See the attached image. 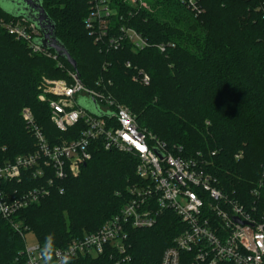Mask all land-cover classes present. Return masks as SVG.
<instances>
[{"label": "trees", "instance_id": "1", "mask_svg": "<svg viewBox=\"0 0 264 264\" xmlns=\"http://www.w3.org/2000/svg\"><path fill=\"white\" fill-rule=\"evenodd\" d=\"M145 1L151 12L112 0L119 17L126 15L128 26L150 43L142 51L129 43L117 51L95 43L85 27L89 0H43V5L87 87L94 89L93 82L101 79L113 82L111 93L130 106L141 128L167 145L176 143L186 158L201 154L225 193L263 213L264 0H203L204 12L198 16L185 0ZM0 17L16 19L2 8ZM162 44L168 46L165 53L156 48ZM136 68L149 75L148 86L133 80ZM45 77L65 79L66 73L55 61L32 55L25 42L0 31V165L35 150L20 115L26 107L48 138L61 135L50 122L48 106L38 101ZM136 168L131 155L98 150L79 178L61 183L63 194L53 193L15 220L33 232L52 260L56 249L98 231L120 213L130 199L129 188L138 182ZM158 222L151 229L129 231L128 264H161L165 250L185 229L173 212ZM25 245L10 222L0 218V264H20L16 260L22 262ZM191 260V254L182 253L181 264ZM70 264L112 260L109 254Z\"/></svg>", "mask_w": 264, "mask_h": 264}, {"label": "built area", "instance_id": "2", "mask_svg": "<svg viewBox=\"0 0 264 264\" xmlns=\"http://www.w3.org/2000/svg\"><path fill=\"white\" fill-rule=\"evenodd\" d=\"M202 2L185 0V6L198 16L204 12ZM124 3L133 10L148 7L145 0ZM89 9L85 27L95 43L108 51H117L125 43L135 51L150 47L128 26L126 15L119 17L112 0H89ZM0 31L25 42L32 55L55 61L66 73L65 79L45 77L38 87V101L48 106L50 122L61 135L48 138L33 111L26 107L21 117L35 140V150L0 165V218L8 220L26 244L20 253L22 262L18 258L17 263L70 264L80 258L110 254L112 264H128L132 261L129 231L151 229L164 213L173 212L185 229L165 250L161 264H181L182 253L192 255L190 264H264V212L259 214L256 207L249 209L226 195L200 155L181 157L176 152L182 147L170 150L164 141L141 128L131 110L108 92L103 79L94 89L87 87L78 72L66 68L55 52L39 45L43 34L34 23L24 17H0ZM167 47L156 46L161 53ZM126 67L132 69L131 63ZM135 72V82L150 84L147 73L137 68ZM93 100L109 116L99 117L80 105L81 101L90 104ZM98 150L133 156L138 182L129 188L130 199L118 215L98 231L56 249L49 260L37 240L27 243L30 230L15 220L17 214L40 205L57 191L63 194L61 183L89 163Z\"/></svg>", "mask_w": 264, "mask_h": 264}, {"label": "water", "instance_id": "3", "mask_svg": "<svg viewBox=\"0 0 264 264\" xmlns=\"http://www.w3.org/2000/svg\"><path fill=\"white\" fill-rule=\"evenodd\" d=\"M1 4L2 7L0 8L14 18L24 17L29 22L34 23L43 34V38L38 41L39 45L48 51H54L78 72V63L56 36L57 26L44 9L43 0H1ZM80 105L99 117L109 116V114L106 115L100 111L97 102L94 100L90 104L81 101ZM84 167H87V164Z\"/></svg>", "mask_w": 264, "mask_h": 264}, {"label": "rangeland", "instance_id": "4", "mask_svg": "<svg viewBox=\"0 0 264 264\" xmlns=\"http://www.w3.org/2000/svg\"><path fill=\"white\" fill-rule=\"evenodd\" d=\"M0 7H2V4H1V0H0ZM147 10L148 11H150L151 12V8H150V5L148 4V7H147ZM69 65V64H68ZM73 69V68H72ZM74 70V69H73ZM48 79H50V78H48ZM52 80H54V79H52ZM97 81V80H96ZM93 82V84H94V87H97L96 85H97V83H98V81L97 82ZM93 84H92V86H93ZM105 84L108 86V92L110 93V94H112L111 92H112V88L114 87V85H113V82H111V81H109L108 83H106L105 82ZM113 95V94H112ZM115 99H116V97L115 96H113ZM116 101L120 104V105H122V106H124V107H126V108H128L129 110H131V108H130V106L128 105V104H126L125 102H122V101H120L119 99L117 100L116 99ZM132 112V111H131ZM20 115H21V113H20ZM136 116V118H137V120H138V117H137V115H135ZM143 129H145V128H143ZM147 130V129H146ZM152 133V132H151ZM153 134V133H152ZM154 135V134H153ZM156 136V135H155ZM156 137H158V136H156ZM176 143H173V146L171 145H168L170 148V150H174L175 151V148H180V146H176L175 145ZM179 156H181V157H184L183 156V151H181V152H176ZM29 154V153H28ZM176 154V155H177ZM25 155H27V154H25ZM201 157H202V159H203V156L201 155V154H199ZM21 156V155H20ZM238 159V158H237ZM87 165H88V163H87ZM84 167V166H83ZM82 167V168H83ZM212 165L211 164H209V172L216 178V176L213 174V172H212ZM82 168H80L79 169V171L76 173V174H74L73 176H72V178H79L81 175H82ZM70 178V177H69ZM67 180V179H66ZM218 186L220 187V183H218ZM221 189V188H220ZM223 189V188H222ZM221 189V190H222ZM223 191V190H222ZM226 195H228V196H230L227 192H226ZM238 201H239V199H238ZM241 202V201H240ZM242 203V202H241ZM244 204V203H243ZM245 206H246V204H244ZM165 214V213H164ZM163 214V215H164ZM162 215V216H163ZM162 216L159 218V220L162 218ZM34 231V230H33ZM26 239H27V243H33L35 240H37L36 239V236L33 234V232L31 233V234H28L27 236H26Z\"/></svg>", "mask_w": 264, "mask_h": 264}]
</instances>
